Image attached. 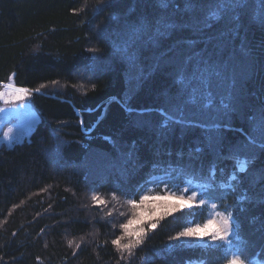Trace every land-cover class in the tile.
Wrapping results in <instances>:
<instances>
[{"label":"trees","instance_id":"trees-1","mask_svg":"<svg viewBox=\"0 0 264 264\" xmlns=\"http://www.w3.org/2000/svg\"><path fill=\"white\" fill-rule=\"evenodd\" d=\"M245 3L0 0V82L40 115L0 145V264H222L228 245L174 237L227 211L231 251L264 264V5ZM129 220L132 255L112 243Z\"/></svg>","mask_w":264,"mask_h":264},{"label":"snow or ice","instance_id":"snow-or-ice-1","mask_svg":"<svg viewBox=\"0 0 264 264\" xmlns=\"http://www.w3.org/2000/svg\"><path fill=\"white\" fill-rule=\"evenodd\" d=\"M261 4L264 5V0H260ZM238 8L246 7L245 0H231ZM160 6L166 7L167 0H160ZM215 16V13L213 14ZM261 25H264V8L261 9L259 16ZM55 83V82H53ZM0 87H3L5 91H0V100H4L5 103H11L12 101H19L22 100L25 96L29 95V90L25 88H20L15 85L13 82V78L10 77L7 84L0 82ZM39 91V89H37ZM250 160L247 157H236L234 160L233 168L234 172L236 173H244L245 175L248 172ZM233 179L236 178L235 175L232 177ZM262 182H264V177H262ZM115 198V197H114ZM92 199L94 201H99L98 196L93 194ZM149 196L146 193H142L140 196V203L143 204L144 201L148 200ZM190 200L196 199V194L193 193L192 196L189 197ZM241 199L247 200V195H243ZM130 205L133 207H137V202L135 199H131L128 201ZM201 204H204V201H200ZM174 208H178L179 205H173ZM217 206L216 204H212V208L215 209ZM217 219L212 220L209 219L207 223L201 225L196 224L193 226H186L184 229L177 233V236L174 239H181V238H196V239H203L205 235L209 236V239L213 242L219 241L221 242V247L224 245H228V253L222 257V264H250V256L244 249H240L237 252L231 251V240L230 237L237 235L238 232V224L237 220L233 217L231 211H227V213H216ZM132 220H129L125 224H121L120 226L124 229L125 234L128 236H134V239H130L127 243L121 244L120 241L124 237H120L116 240H113L112 243L122 251L128 252L129 255H132L133 249L137 248L144 241V233L145 230L143 228L138 229L135 233L129 232V225L132 224ZM156 224H152L151 228H155ZM203 229V231H202Z\"/></svg>","mask_w":264,"mask_h":264},{"label":"rangeland","instance_id":"rangeland-1","mask_svg":"<svg viewBox=\"0 0 264 264\" xmlns=\"http://www.w3.org/2000/svg\"><path fill=\"white\" fill-rule=\"evenodd\" d=\"M0 91H5V89L0 87ZM29 93H31L30 90ZM30 95L25 96L22 100L12 101L11 103H5L4 100H0V145L14 146L29 140L31 134L39 124L40 115L33 107ZM199 187L201 185L193 183L185 187L183 193L172 190L169 192L168 198L177 202L178 205L191 208L196 204V200H190L189 197L193 193L197 194L194 190ZM211 219H217L216 215H213ZM198 242L205 244L213 241L209 237L207 239V235H205L203 239H198Z\"/></svg>","mask_w":264,"mask_h":264}]
</instances>
